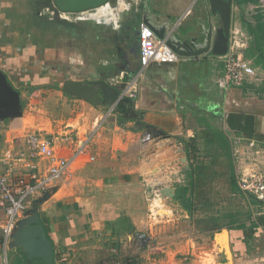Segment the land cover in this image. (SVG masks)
I'll list each match as a JSON object with an SVG mask.
<instances>
[{
	"label": "crops",
	"instance_id": "0c3cea01",
	"mask_svg": "<svg viewBox=\"0 0 264 264\" xmlns=\"http://www.w3.org/2000/svg\"><path fill=\"white\" fill-rule=\"evenodd\" d=\"M117 1L123 9L120 27L111 24V28L106 21L59 22L52 0H0V70L19 92L23 105L26 99L32 104L33 97H47L46 92H52L50 95L64 98L63 111L67 113L56 119L45 118L40 105L38 115L8 119L20 121H11L9 129L0 131L5 136L0 152L7 148L25 151L23 137L30 131L52 139L56 157L67 158L91 136L72 164L70 176L57 183L43 201L34 204L43 194L35 197L18 222L33 217L31 210L37 207L53 247L51 264H259L264 227L254 232L247 244L241 230H224L230 256L224 249V254L219 252L214 239L208 250L187 243L183 254L190 259L178 257L176 251L152 256L138 234H150L154 222L171 212L165 200L174 197L175 185L185 179L187 144L196 140L200 153L208 149L201 118H219L228 140L242 135L264 145V47L262 53L252 50L250 29L256 23L264 26V19L249 15L250 0L242 5L231 0L229 30L242 33V56L256 71V77L241 88L226 91L222 87L223 63L216 56L179 57L170 65L151 63L135 82L132 106H117L107 116L109 105L93 107L64 94L55 75L60 55L82 66L86 74L68 79L106 80L122 90L140 71L137 31L143 18L168 29L167 39L172 33L176 38L188 31L195 35L199 31L196 21L205 17L201 0L188 13L192 0ZM216 19L214 28L220 25ZM51 81L54 88L41 90ZM30 90L38 94L29 98ZM128 108L134 110V116ZM27 119L31 125L24 124ZM4 122L0 121V127ZM143 131L152 137L145 144L141 143ZM49 163L43 158L21 163L13 178L27 179L30 165L43 172ZM169 185L171 188L163 192ZM150 200L156 203V211L151 213L156 221L146 214L154 206ZM160 208L163 214L158 213ZM3 218L0 208V220ZM26 257L22 248L14 245L12 235L7 247H0V264H45Z\"/></svg>",
	"mask_w": 264,
	"mask_h": 264
},
{
	"label": "built area",
	"instance_id": "2783aa9c",
	"mask_svg": "<svg viewBox=\"0 0 264 264\" xmlns=\"http://www.w3.org/2000/svg\"><path fill=\"white\" fill-rule=\"evenodd\" d=\"M197 2L198 0H192L187 13ZM122 10L121 2L117 1L115 6L107 3L99 8L79 13L58 11L57 16L64 21H96L97 23L106 21L118 28L120 27ZM248 10L250 16H260L264 19V0H250ZM137 32L140 71L122 87L118 102L109 106L107 116L114 113L124 98L130 100L136 98V92L133 88L135 82L151 63L170 65L179 61V57L167 45L166 39L157 37L151 28L142 24ZM244 48L242 33L231 30L227 53L217 57L223 63L221 84L226 91L231 88H241L243 84L256 77L255 68L242 56ZM90 138L91 136L87 137L80 144L78 150L67 158L56 157L52 139L36 132H28L24 135L25 151L7 148L0 152V208L4 212V218L0 220V235L3 238L2 247L4 249L8 245V239L12 235L19 218L27 210L30 202L70 176L72 164L83 153ZM230 138L228 141L232 149L237 186L241 196L247 200L251 208L250 223L254 225L257 218L264 215V145L242 135H234ZM142 139L149 141L152 137L147 131H143ZM36 158L49 160L50 163L43 172L38 171L37 166L32 164L29 167L32 171L27 179L25 177L13 178L14 172L21 163L26 161L33 163ZM250 200L255 203H250ZM151 216L156 217L152 214ZM259 229V226L253 227L254 232ZM138 237L142 245L149 243L146 234L140 233ZM257 262L264 264V251L258 257Z\"/></svg>",
	"mask_w": 264,
	"mask_h": 264
},
{
	"label": "water",
	"instance_id": "95a60500",
	"mask_svg": "<svg viewBox=\"0 0 264 264\" xmlns=\"http://www.w3.org/2000/svg\"><path fill=\"white\" fill-rule=\"evenodd\" d=\"M111 0H52L54 7L62 13H79L99 8ZM205 13L204 19H198L196 24L198 32H187L184 37L176 38L172 35L166 39L167 45L178 57L195 58L206 54L216 57L227 53L230 25H231V0H201ZM220 20V25L214 28V19ZM143 24L153 31L159 38H165L168 29L153 24L147 17L143 18ZM191 34V35H190ZM64 93L77 100L85 101L93 107L101 105H114L120 98L121 90L112 86L106 80L76 81L67 79L63 83ZM124 98L122 101H126ZM128 113L135 115L132 108L127 109ZM23 106L20 94L14 89L7 75L0 70V121L22 117ZM128 117V115H126ZM55 191V188L43 193L34 204H37ZM33 217L19 221L15 233L12 234L14 245L22 248L27 255L28 261L39 260L45 264L53 261V247L46 236L45 229L37 215V207L31 210ZM214 235L215 243L226 251V242L218 240ZM228 254V253H227Z\"/></svg>",
	"mask_w": 264,
	"mask_h": 264
},
{
	"label": "rangeland",
	"instance_id": "374dc122",
	"mask_svg": "<svg viewBox=\"0 0 264 264\" xmlns=\"http://www.w3.org/2000/svg\"><path fill=\"white\" fill-rule=\"evenodd\" d=\"M116 2L117 0H113L110 2V4L112 6H115ZM200 5H202V2H199V6ZM195 7H193V9ZM216 22L220 24L219 19H216ZM106 26L111 27V24H108ZM61 32L62 31L60 30L59 33ZM61 49L62 48L60 47V50ZM57 65H55L57 66L55 75L57 76L61 87H63V83L68 79V77L82 78L86 75L83 72L84 69L82 68V66L71 64L65 55H60ZM72 69L75 71L72 72ZM47 85L48 88L41 90L54 88V82L52 81ZM31 92H33V90H30L28 95L29 98L31 96H35V94H38L35 92ZM46 93L47 97H43V95L42 97H33L34 102L32 101V104H28L27 99L25 98L26 100H24L26 101V103L24 104L23 114L30 115L32 117L38 115L37 112L41 105L42 107L40 109L44 110L45 118L48 117L50 119H56L59 115L65 116L67 113L63 111L64 104L62 103V100H64V98H62V96L60 95H50L52 92ZM36 106L37 108H35ZM11 121L13 122L20 120H5V122L3 121L4 124H1L0 131L4 132L5 130L9 129ZM24 124L31 125L28 119L26 122H24ZM4 138L5 136L0 134V144L4 142ZM146 142L148 141L142 139L141 143L145 144ZM144 146L145 145H143V147ZM227 175L228 174L226 173V169H224L223 174H220L215 179L213 183V190L209 193L207 199H205L206 202L204 200L203 204L197 205L198 208L196 212H194V215L192 217L189 216L184 210H182V208L174 201V199L172 198L173 195L169 197V199H166V207L170 208L171 212L169 214L167 213L165 217L159 219L157 222H154V225L152 227L153 230L150 234L149 231L143 232L149 239L148 244L143 243L145 250L150 251L152 253L150 255L152 256L162 255L164 251H171L173 253L176 251L178 257H188L190 259L189 255L186 256V254H183V250L186 247L187 243H194L196 247H202L204 250H208L213 242L214 235L220 233L221 230H228V227H235L241 223H249L251 208L249 207L247 200L244 197H242L240 194L232 193L229 177ZM170 188V185L166 186L165 188H163V192H167ZM151 196L153 197L154 195ZM152 202L154 203V206L152 207V210H150V212L148 211L146 213L147 216L151 215V213L154 214L156 211V203L150 200L149 204ZM159 205L160 204L158 203L157 206L161 207ZM158 213L163 214V209L160 208ZM151 218L152 221L157 220L153 216ZM209 230L212 232H210ZM217 238L219 241H221V243L226 242V246L228 245L227 231H224L220 235H217ZM261 240H264V237ZM261 243L262 245L264 244L263 241ZM222 251L223 247L219 249V252ZM229 251L230 250L228 247L227 253L230 256L231 254L229 253ZM189 259H187L186 261H189ZM3 264L6 263L4 262Z\"/></svg>",
	"mask_w": 264,
	"mask_h": 264
},
{
	"label": "trees",
	"instance_id": "16d2710c",
	"mask_svg": "<svg viewBox=\"0 0 264 264\" xmlns=\"http://www.w3.org/2000/svg\"><path fill=\"white\" fill-rule=\"evenodd\" d=\"M247 0H236L239 5H242ZM252 50L262 53L264 47V26L261 23H256L252 26ZM249 54V53H248ZM247 57L248 55L245 54ZM264 57V55H263ZM67 95L66 93H64ZM132 101L127 99L121 101L119 107H131ZM22 106L24 107L23 103ZM202 119V124L205 126V133H203L204 142L208 145V149L200 153L196 146V140L190 141L187 144L186 155L189 162L188 170L185 172V179L182 183L175 185L174 201L184 210L189 216H193L197 210V205L204 203L209 193L213 190V183L215 179L223 174L226 169L229 177L230 187L232 193L240 194L241 192L237 186L236 172L232 162L230 142L228 137L219 126V118H214L213 121L205 118ZM215 146L214 149L211 147ZM206 202V200H205ZM250 203H255L253 200ZM254 226L264 227V215L257 218L254 225L248 223H241L235 227H228L230 229L241 230L244 234V240L247 243L254 236ZM210 231V230H209ZM212 232V231H210ZM2 236L0 235V247H2Z\"/></svg>",
	"mask_w": 264,
	"mask_h": 264
},
{
	"label": "flooded vegetation",
	"instance_id": "af4514ba",
	"mask_svg": "<svg viewBox=\"0 0 264 264\" xmlns=\"http://www.w3.org/2000/svg\"><path fill=\"white\" fill-rule=\"evenodd\" d=\"M226 1V0H225ZM59 19V18H58ZM215 20V19H214ZM59 22H64V21H62L61 19H59Z\"/></svg>",
	"mask_w": 264,
	"mask_h": 264
}]
</instances>
